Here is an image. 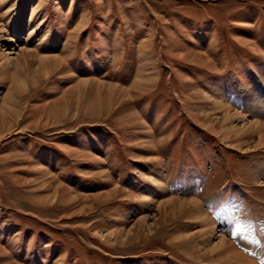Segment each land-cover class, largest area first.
I'll use <instances>...</instances> for the list:
<instances>
[{"label": "rangeland", "instance_id": "obj_1", "mask_svg": "<svg viewBox=\"0 0 264 264\" xmlns=\"http://www.w3.org/2000/svg\"><path fill=\"white\" fill-rule=\"evenodd\" d=\"M3 1L0 264H264V0Z\"/></svg>", "mask_w": 264, "mask_h": 264}, {"label": "bare ground", "instance_id": "obj_2", "mask_svg": "<svg viewBox=\"0 0 264 264\" xmlns=\"http://www.w3.org/2000/svg\"><path fill=\"white\" fill-rule=\"evenodd\" d=\"M6 1V0H5ZM6 3V2H5ZM4 1L0 3V5H3ZM10 12V9H6L2 15H0V19L2 20V18L7 15V13ZM39 28V27H38ZM5 32V29L2 25V22H0V42H5L7 45L8 43L11 42L10 38H6L5 36H3L2 33ZM7 49H11V51L8 54H14L15 52L13 51L12 48L7 47ZM24 49V48H23ZM42 58V57H41ZM43 59H49V60H57V57H53V56H45L43 57ZM205 59H203L201 57V62H203ZM61 61V60H60ZM206 61V60H205ZM62 62V61H61ZM216 102V101H215ZM219 108H221L222 110L225 111L224 116L225 118H234L233 120H240L241 122L244 121V115H242L240 112L238 111H234L232 114L230 113V109L228 107H225L224 105H218ZM243 125H245V123H243ZM205 126H207L209 129L214 130L213 126L210 124H206ZM232 126V125H231ZM229 127V126H228ZM235 127V125L233 126ZM248 127H252L250 129V132L252 131H256V132H261L262 130H264V122L263 123H259L258 121H252L250 124H248ZM230 128V127H229ZM228 128V129H229ZM216 129V128H215ZM224 128V127H220V129L217 131V134L220 136V138L224 141H227L230 138V134H229V130ZM246 132V131H245ZM216 134V133H214ZM240 139V138H239ZM260 139L263 140L264 139V133L260 135ZM242 140V139H241ZM240 143V142H239ZM161 184V183H160ZM163 186V185H162ZM171 200V199H170ZM169 201V200H168ZM191 202H193V208L196 207L198 204L195 200H190ZM147 216L141 217L140 221H146L145 218ZM146 224V223H145ZM201 232L197 233V235H199ZM195 235V234H194ZM193 237V235H192ZM207 234L202 235V237L200 238V242H201V246H203V243L206 241L207 239ZM191 238V237H190ZM175 240V239H174ZM174 240H172L171 242H174ZM188 242H191V240H189V237H186L184 239H179V243H183L184 247H186L188 245ZM194 243V242H193ZM190 245V244H189ZM188 247V246H187ZM191 248V247H190ZM207 249V248H206ZM204 249L203 247H198L197 251H201V253H199L200 255L196 256V260L198 258L200 259H207V263L208 264H255L253 261H251L249 258H247L246 256H244L242 253H240L239 251H237V249L234 247V245L227 241V239H225V237H221L216 243H213L207 250Z\"/></svg>", "mask_w": 264, "mask_h": 264}, {"label": "snow or ice", "instance_id": "obj_3", "mask_svg": "<svg viewBox=\"0 0 264 264\" xmlns=\"http://www.w3.org/2000/svg\"><path fill=\"white\" fill-rule=\"evenodd\" d=\"M241 227H244V226L238 225L236 230L239 231ZM250 229H251V226H250V225H248V226L245 228V230H250ZM232 234L235 235V232H233ZM255 242H256V243H259V241H255Z\"/></svg>", "mask_w": 264, "mask_h": 264}]
</instances>
